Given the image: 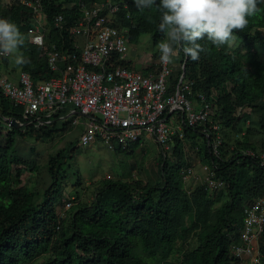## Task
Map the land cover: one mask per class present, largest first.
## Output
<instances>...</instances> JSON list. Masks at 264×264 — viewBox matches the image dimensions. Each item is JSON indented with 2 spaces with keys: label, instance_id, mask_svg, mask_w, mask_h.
<instances>
[{
  "label": "trees",
  "instance_id": "trees-1",
  "mask_svg": "<svg viewBox=\"0 0 264 264\" xmlns=\"http://www.w3.org/2000/svg\"><path fill=\"white\" fill-rule=\"evenodd\" d=\"M69 1L75 2L68 7ZM101 1L105 0H84L88 5ZM123 2L126 5H120L113 23L128 28L127 44L145 33L153 43L165 38L158 30L161 13L155 5L139 10L134 0ZM41 6L50 27L49 40L58 48L68 46L70 27L80 15L78 2L41 0ZM258 7L260 11L248 18V26L233 33L237 39L230 47L216 48L206 38L200 40L207 51L197 61L181 51L177 70L170 75L172 83L177 79L190 82L192 98L202 93L214 108L211 120L219 125L220 153H209L203 145L198 152L204 154L214 177L224 181L218 189L205 183L184 185L180 169L187 163L179 158L180 143L174 137L173 151L169 155L160 151L154 181L122 172L100 179L89 200L80 199L78 190L70 188L65 198L67 160L78 144L77 136L49 157V183L36 190V183L22 179L23 166L32 172L36 169L35 152L29 148L28 154L20 156L18 138L54 141L80 124L72 123L69 105L38 118L26 117L0 91V264H238L232 247L241 243L244 208L264 195V168L257 157L242 152L264 149V0ZM57 13L65 18L61 30L52 24ZM0 18L10 19L26 33L31 11L14 4L9 12L0 8ZM25 50L23 56L29 63L20 68L33 82L55 74L48 69L40 47L27 38L21 47ZM153 68L151 63L141 71ZM1 123L7 124L4 132ZM198 130L188 134L184 129L194 146L202 139ZM136 145L125 149L118 145L115 152L124 159ZM70 184L74 188L81 182L77 177ZM70 197L71 207H65ZM257 243L264 258V226Z\"/></svg>",
  "mask_w": 264,
  "mask_h": 264
},
{
  "label": "built area",
  "instance_id": "built-area-1",
  "mask_svg": "<svg viewBox=\"0 0 264 264\" xmlns=\"http://www.w3.org/2000/svg\"><path fill=\"white\" fill-rule=\"evenodd\" d=\"M76 1L80 15L70 27L71 41L68 46L58 48L49 40L50 27L42 13L41 0H9L11 5L21 4L30 9L27 38L40 47L48 69L55 74L33 82L27 71L20 70L17 79L11 80L0 69L3 96L19 105L26 117L38 118L56 107L69 105L72 123L83 126L78 132L79 144L97 139L114 151L118 145L125 149L145 133L164 152L175 142L174 137L183 144L185 128L188 132L198 128L204 147L218 156L222 136L218 123L211 120V105L205 96L200 93L197 99L192 98L188 81L177 79L172 83L169 64L158 60L147 73L129 64L127 28L113 23L120 5L125 6L122 0L89 5L84 0ZM74 2L66 5L70 7ZM64 22L62 13L52 19L53 26L59 30L65 28ZM242 152L257 157L258 164L264 168V149L246 148ZM203 168L206 174L203 181L208 188L224 185L208 165L204 164ZM180 175L187 181L194 175L192 166H183ZM71 198L64 201L65 207L71 205ZM263 226L264 195H261L244 208L241 243L232 247L238 264H264L257 243Z\"/></svg>",
  "mask_w": 264,
  "mask_h": 264
},
{
  "label": "rangeland",
  "instance_id": "rangeland-1",
  "mask_svg": "<svg viewBox=\"0 0 264 264\" xmlns=\"http://www.w3.org/2000/svg\"><path fill=\"white\" fill-rule=\"evenodd\" d=\"M20 32L26 37V33L22 32L24 29H20ZM158 43H153L149 34H141L137 41L128 42L127 48V58L130 59L129 64L136 70H141L146 66H149L153 61L158 59ZM20 52L23 54L24 51ZM27 54V50L23 55ZM264 55H262V58ZM7 62L8 65L7 66ZM178 61L174 58L173 63L169 64L175 72L177 70ZM2 64V65H1ZM6 65V66H5ZM0 68L2 72L6 74L11 69L15 72L18 71V66L14 64L12 56H8L7 59L0 63ZM9 70V71H8ZM248 110V109H246ZM6 123L4 125L1 123L2 131L7 130ZM80 125H75L69 131L64 133L59 138L54 141L48 142H34L30 140H21L18 138L16 144V151L20 156H25L28 154L29 148H33V156L36 159V169L32 171L25 165L22 167V179L24 181L28 180L30 184L36 183L35 189H43L49 183V175L46 169V162L49 157L57 150L65 147L70 141L76 140L78 133L76 132ZM77 128V129H76ZM138 144L134 147L133 152L122 158L115 151H109L107 148L97 139L91 140L86 144H75L74 151L71 153L70 158L67 160L68 168H66V180L68 184L64 189V197L66 198L69 194L68 190L77 189L79 192L80 199L89 200L91 196V191L98 184L100 179L115 178L120 176L123 172L124 174H131L133 177H139L144 180L154 181L157 179V159L160 156V150L154 140L142 133L138 138ZM198 143V142H196ZM174 141L171 143L170 147L166 150L167 154L173 151ZM194 141L192 138L185 139L183 144L178 146L179 158L185 161L188 165H191L194 169V175L186 181V187H192L196 183H204L205 171L204 164H207L203 160V153H199L194 146ZM200 145L199 143L197 146ZM257 148L260 147L259 144L256 145ZM177 150V151H178ZM165 152V153H166ZM178 153L175 151V156ZM132 169H128L129 167ZM128 167V168H127ZM77 177L80 179L81 185L72 188L71 182H74ZM33 179V180H31ZM252 192V191H250ZM250 194L247 196L251 199ZM71 195H73L71 193ZM71 207V206H70ZM69 207V208H70ZM61 210H58L60 213ZM246 264V263H245Z\"/></svg>",
  "mask_w": 264,
  "mask_h": 264
},
{
  "label": "clouds",
  "instance_id": "clouds-1",
  "mask_svg": "<svg viewBox=\"0 0 264 264\" xmlns=\"http://www.w3.org/2000/svg\"><path fill=\"white\" fill-rule=\"evenodd\" d=\"M121 2L125 4L123 0ZM259 2L260 0H159V4H156V0H134L135 7L139 10L155 5L161 13L158 30L165 38L157 44L158 59L152 62L154 67L158 60L164 65L173 63L174 58L178 61L181 51L192 61L199 60L200 53L207 49L198 41L205 38L216 48L224 45L230 47L237 39L233 33L243 31L248 26V18L260 11ZM24 44L25 36L17 25L10 19L0 18V56H12L15 65H26L29 61L20 52ZM170 68L172 72L175 69ZM209 103L211 105V101ZM213 109L211 105L212 114ZM199 142L196 149L200 150L203 144L201 139ZM133 143L139 142L136 140ZM203 160L205 161L204 154ZM206 165L209 166L208 162Z\"/></svg>",
  "mask_w": 264,
  "mask_h": 264
},
{
  "label": "crops",
  "instance_id": "crops-1",
  "mask_svg": "<svg viewBox=\"0 0 264 264\" xmlns=\"http://www.w3.org/2000/svg\"><path fill=\"white\" fill-rule=\"evenodd\" d=\"M0 8H1V10L2 11H10V9L12 8V5H11V3L9 2V0H0ZM27 35V34H26ZM27 37V36H26ZM27 40H28V38H27ZM29 41V40H28ZM20 50H21V48H20ZM8 58V56L6 57V58H4V59H0V63L1 62H3V60H5V59H7ZM2 65V64H1ZM8 65H10V64H8V62H7V66ZM6 66V65H5ZM1 69V68H0ZM21 70V68H20V66H18V71L17 72H15V70L14 69H11L9 72H6V74L5 73H3L7 78H9V79H11V80H16L17 79V77H18V74H19V71ZM1 71H2V69H1ZM83 120V119H82ZM83 128V126H82V124L80 123V126L78 127V129H77V133L81 130Z\"/></svg>",
  "mask_w": 264,
  "mask_h": 264
},
{
  "label": "water",
  "instance_id": "water-1",
  "mask_svg": "<svg viewBox=\"0 0 264 264\" xmlns=\"http://www.w3.org/2000/svg\"><path fill=\"white\" fill-rule=\"evenodd\" d=\"M10 123L15 125V126H18V123L16 121H14V120H10Z\"/></svg>",
  "mask_w": 264,
  "mask_h": 264
},
{
  "label": "bare ground",
  "instance_id": "bare-ground-1",
  "mask_svg": "<svg viewBox=\"0 0 264 264\" xmlns=\"http://www.w3.org/2000/svg\"><path fill=\"white\" fill-rule=\"evenodd\" d=\"M128 29V28H127ZM17 106V105H16ZM21 108V107H20ZM21 111H22V109H21ZM59 115V114H58Z\"/></svg>",
  "mask_w": 264,
  "mask_h": 264
}]
</instances>
